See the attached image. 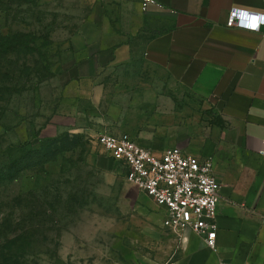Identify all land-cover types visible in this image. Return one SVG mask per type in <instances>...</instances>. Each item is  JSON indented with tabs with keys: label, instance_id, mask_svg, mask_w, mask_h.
Returning <instances> with one entry per match:
<instances>
[{
	"label": "crops",
	"instance_id": "1",
	"mask_svg": "<svg viewBox=\"0 0 264 264\" xmlns=\"http://www.w3.org/2000/svg\"><path fill=\"white\" fill-rule=\"evenodd\" d=\"M85 1L78 69L108 98V126L156 155L212 159L222 185L216 250L174 234L167 264H264V26L227 27L236 10L264 15V0H156L147 11L143 0Z\"/></svg>",
	"mask_w": 264,
	"mask_h": 264
},
{
	"label": "rangeland",
	"instance_id": "2",
	"mask_svg": "<svg viewBox=\"0 0 264 264\" xmlns=\"http://www.w3.org/2000/svg\"><path fill=\"white\" fill-rule=\"evenodd\" d=\"M88 17L85 0H0V171L13 178L0 182V252L6 235L25 240L22 264H167L165 211L97 145L116 131L78 69Z\"/></svg>",
	"mask_w": 264,
	"mask_h": 264
},
{
	"label": "built area",
	"instance_id": "3",
	"mask_svg": "<svg viewBox=\"0 0 264 264\" xmlns=\"http://www.w3.org/2000/svg\"><path fill=\"white\" fill-rule=\"evenodd\" d=\"M160 4L143 0L142 10ZM264 15L233 11L228 28L258 31ZM97 145L126 171V180L165 211L164 226L176 235L190 230L204 238L208 248L216 250L217 217L222 185L214 172L212 159L201 160L173 147L156 155L140 146L128 134L104 131Z\"/></svg>",
	"mask_w": 264,
	"mask_h": 264
},
{
	"label": "trees",
	"instance_id": "4",
	"mask_svg": "<svg viewBox=\"0 0 264 264\" xmlns=\"http://www.w3.org/2000/svg\"><path fill=\"white\" fill-rule=\"evenodd\" d=\"M46 163V162H45ZM13 178L10 176V173H4V171H0V182H12ZM6 238V246H4L3 250L0 252V264H22V260L25 256V240L21 238L11 239L8 236H4ZM8 240V241H7ZM13 244L18 246L17 252H13V248L11 247ZM20 253L22 255H20Z\"/></svg>",
	"mask_w": 264,
	"mask_h": 264
}]
</instances>
